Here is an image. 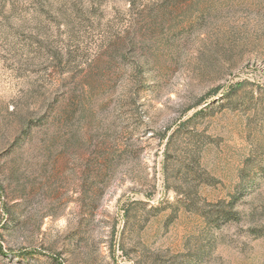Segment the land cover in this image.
I'll list each match as a JSON object with an SVG mask.
<instances>
[{
	"label": "rangeland",
	"instance_id": "374dc122",
	"mask_svg": "<svg viewBox=\"0 0 264 264\" xmlns=\"http://www.w3.org/2000/svg\"><path fill=\"white\" fill-rule=\"evenodd\" d=\"M0 264H264V0H0Z\"/></svg>",
	"mask_w": 264,
	"mask_h": 264
}]
</instances>
